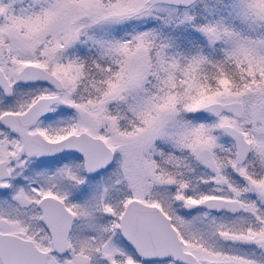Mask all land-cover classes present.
<instances>
[{
    "label": "snow or ice",
    "instance_id": "obj_1",
    "mask_svg": "<svg viewBox=\"0 0 264 264\" xmlns=\"http://www.w3.org/2000/svg\"><path fill=\"white\" fill-rule=\"evenodd\" d=\"M0 264H264V0H0Z\"/></svg>",
    "mask_w": 264,
    "mask_h": 264
}]
</instances>
